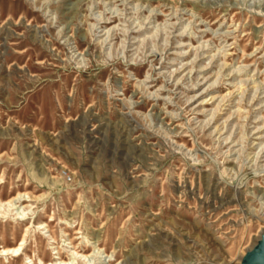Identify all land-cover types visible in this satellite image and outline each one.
<instances>
[{"label": "rangeland", "instance_id": "obj_1", "mask_svg": "<svg viewBox=\"0 0 264 264\" xmlns=\"http://www.w3.org/2000/svg\"><path fill=\"white\" fill-rule=\"evenodd\" d=\"M263 169L264 0H0V264H240Z\"/></svg>", "mask_w": 264, "mask_h": 264}, {"label": "water", "instance_id": "obj_2", "mask_svg": "<svg viewBox=\"0 0 264 264\" xmlns=\"http://www.w3.org/2000/svg\"><path fill=\"white\" fill-rule=\"evenodd\" d=\"M240 264H264V234L242 257Z\"/></svg>", "mask_w": 264, "mask_h": 264}, {"label": "bare ground", "instance_id": "obj_3", "mask_svg": "<svg viewBox=\"0 0 264 264\" xmlns=\"http://www.w3.org/2000/svg\"><path fill=\"white\" fill-rule=\"evenodd\" d=\"M209 122V121H208ZM264 170V169H263ZM261 187V186H260ZM239 188V187H238ZM238 190L236 189L235 190V194L233 195L234 197H237V195H238ZM18 199H20V196L18 195L17 197H14L13 199H11L10 201H8V203H10L11 201H16V200H18ZM235 200V199H234ZM239 205H241L242 206V204L240 203V202H238V207H239ZM259 218V217H258ZM261 222H263L264 221V217H262V218H260L259 219ZM264 233H262L261 235H263ZM260 235V236H261ZM20 247H17V248H2V249H0V256H7V255H9V254H16V255H18V253H19V251H20ZM57 254H59V252L57 253ZM58 262H51L50 264H57ZM61 263H63V264H67V262H64L61 258H59V263L58 264H61ZM43 264H45V263H43Z\"/></svg>", "mask_w": 264, "mask_h": 264}, {"label": "built area", "instance_id": "obj_4", "mask_svg": "<svg viewBox=\"0 0 264 264\" xmlns=\"http://www.w3.org/2000/svg\"><path fill=\"white\" fill-rule=\"evenodd\" d=\"M64 176H65L67 179H69V176H68V174L64 173Z\"/></svg>", "mask_w": 264, "mask_h": 264}]
</instances>
